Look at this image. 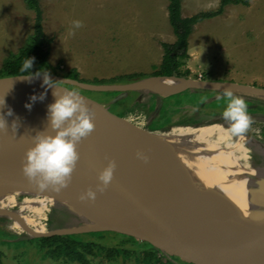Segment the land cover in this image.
<instances>
[{"label":"rangeland","instance_id":"obj_1","mask_svg":"<svg viewBox=\"0 0 264 264\" xmlns=\"http://www.w3.org/2000/svg\"><path fill=\"white\" fill-rule=\"evenodd\" d=\"M184 1L182 16L214 10L219 5V0ZM39 5L43 30L51 38L48 62L52 75L65 76L75 68L82 81L96 83L118 75L148 74L161 61L160 42L174 39L167 0H39ZM34 16L25 0H0V71L29 42ZM74 20L81 21L79 28L73 29ZM188 47L189 56L181 67L190 71L185 77L264 87V0L226 4L222 13L193 26ZM41 80L30 79L25 87L53 99L51 88L45 90ZM56 83L79 91L94 113L92 119L142 113L144 128L153 132L208 126L213 118L222 116L225 107L223 93L205 92L199 87L161 94L141 88L90 91ZM243 98L252 119L250 129L243 134L264 142V99ZM169 141L180 143L176 137ZM49 207L46 230L81 223L70 207ZM5 229L0 224V264H235L195 247L126 239L112 230L29 237ZM53 238L55 244L50 246Z\"/></svg>","mask_w":264,"mask_h":264},{"label":"water","instance_id":"obj_2","mask_svg":"<svg viewBox=\"0 0 264 264\" xmlns=\"http://www.w3.org/2000/svg\"><path fill=\"white\" fill-rule=\"evenodd\" d=\"M49 75L54 80L85 90L119 92L144 89L140 83L148 78L174 77L183 85L169 93L182 91L184 87H199L221 93L225 89H231L234 94L264 99V87L223 80L148 76L124 83H87L65 76ZM18 76L21 75L0 78V99L4 97L5 100L4 105H0V115H4L8 123L5 129L0 130V161L6 163L23 160L26 149L32 143V135L45 126L46 106L53 100L44 96L43 100L31 101L30 96L34 92L25 87L28 80L24 79L22 87L6 82L7 79ZM38 78L42 79V76L31 79ZM26 103H31V108L25 107ZM9 107L12 115L6 114ZM14 120L17 125H12ZM121 141L126 144L124 138ZM88 150L82 138L77 145L79 159L71 179L58 192L70 202L71 209L76 212L77 206L98 222L87 224L81 221L78 225L46 230L40 235L112 230L147 241L159 240L195 247L230 263L264 264V219L232 211L216 200L204 203L190 196L176 197L159 189L153 182L141 184L115 175L101 192L96 187L100 183V171L83 167V157ZM158 168L154 158L150 171L152 170L154 179L161 182L164 175ZM246 182L247 185L243 188L246 194L264 199V185L250 179ZM88 188L96 192L95 198L80 199L81 193Z\"/></svg>","mask_w":264,"mask_h":264},{"label":"bare ground","instance_id":"obj_3","mask_svg":"<svg viewBox=\"0 0 264 264\" xmlns=\"http://www.w3.org/2000/svg\"><path fill=\"white\" fill-rule=\"evenodd\" d=\"M23 81L16 77L6 80L16 87ZM182 85L174 77L148 78L140 83L146 91L161 94ZM144 123L142 113L112 121H94L93 130L84 137L89 150L83 157V167L100 171L112 160L115 176L141 184L153 182L176 197L190 196L204 203L216 200L232 211L264 219V199L243 190L247 179L264 185V142L247 134L229 138L228 125L222 116L213 118L212 123L202 128L168 133L146 130ZM171 137L180 143L170 142ZM123 138L126 144L121 141ZM138 151L147 159H140L136 155ZM154 158L164 175L161 182L150 171ZM22 161H0V224L13 232L36 237L47 229L49 204L69 207L70 202L58 191L41 189L30 182L23 174ZM75 209L83 223L98 222L77 206Z\"/></svg>","mask_w":264,"mask_h":264},{"label":"clouds","instance_id":"obj_4","mask_svg":"<svg viewBox=\"0 0 264 264\" xmlns=\"http://www.w3.org/2000/svg\"><path fill=\"white\" fill-rule=\"evenodd\" d=\"M73 29L81 26V21H72ZM72 34V29L69 30ZM34 57L28 56L22 61L19 71L27 73L18 76V79L30 80L34 76H42L41 85L45 90L51 88L53 100L46 106V124L42 129L32 135V143L26 149L22 161V171L25 177L36 184L39 188H51L60 191L64 188L79 159L77 145L82 138L89 135L94 128L92 119L94 113L88 106L85 98L76 89L61 87L50 77L47 69L33 71ZM45 93L37 96L35 93L30 96L31 101L43 100ZM225 107L221 113L224 121L227 122V135L230 137L245 133L252 119L247 111V103L241 96L235 95L231 89L223 91ZM4 97L0 99V105H4ZM31 103L25 107L31 108ZM7 115H12V109H7ZM17 125L13 121L12 125ZM8 125L5 116L0 115V130ZM136 155L140 159H147V156L138 151ZM115 162L109 160L106 166L98 173L97 189L103 191L113 177ZM96 192L88 188L81 193L80 199H94Z\"/></svg>","mask_w":264,"mask_h":264},{"label":"trees","instance_id":"obj_5","mask_svg":"<svg viewBox=\"0 0 264 264\" xmlns=\"http://www.w3.org/2000/svg\"><path fill=\"white\" fill-rule=\"evenodd\" d=\"M28 7L31 8L34 13L33 34L25 47L20 49L19 54L12 60L8 61L5 67L0 71V78L25 75L27 73H21L19 71L22 61L28 56L34 57L33 71L47 69L49 74L51 72V65L48 62V55L50 51L51 38H49L42 26V11L39 5V0H25ZM243 4L247 5L249 0H219V5L214 10L199 11L189 16L181 15V0H167V17L172 31L175 35L173 42H160L163 53L161 61L158 66H154V70L148 74H124L112 77L107 80H98L96 83H124L132 82L138 79L148 76H176L185 77L189 74V69H181L184 65V60L188 58V36L192 32L193 26L207 18H212L222 13L226 4ZM65 77L81 80L79 73L75 68L70 69ZM20 87H22L20 85ZM205 92L221 93L219 91L205 90ZM238 96L249 98L246 95ZM251 98V97H250ZM126 239H136L138 237L122 233ZM57 238V236H54ZM54 240V238H53ZM55 244V240L50 242V246Z\"/></svg>","mask_w":264,"mask_h":264},{"label":"crops","instance_id":"obj_6","mask_svg":"<svg viewBox=\"0 0 264 264\" xmlns=\"http://www.w3.org/2000/svg\"><path fill=\"white\" fill-rule=\"evenodd\" d=\"M184 3H185V1L184 0H182L181 1V11L184 9V7H185V5H184ZM182 5H184V6H182ZM191 5V4H190ZM193 6V5H192ZM200 11H207V10H200ZM207 19H210V18H207ZM204 20H206V19H203V20H201V21H199V22H197L196 24L198 25L200 22H202V21H204ZM195 24V25H196ZM174 39H175V35H174ZM174 39H173V41H174ZM172 41V42H173ZM189 48V47H188ZM186 60H184V62H185ZM118 101H120V99L118 100ZM114 102H117V100H115ZM113 102V103H114Z\"/></svg>","mask_w":264,"mask_h":264}]
</instances>
